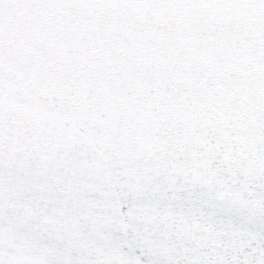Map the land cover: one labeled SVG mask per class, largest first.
<instances>
[{
  "label": "snow or ice",
  "instance_id": "6c2138e0",
  "mask_svg": "<svg viewBox=\"0 0 264 264\" xmlns=\"http://www.w3.org/2000/svg\"><path fill=\"white\" fill-rule=\"evenodd\" d=\"M0 264H264V0H0Z\"/></svg>",
  "mask_w": 264,
  "mask_h": 264
}]
</instances>
